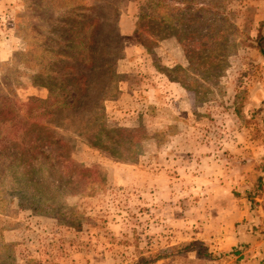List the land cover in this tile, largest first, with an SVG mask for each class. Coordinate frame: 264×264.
I'll return each instance as SVG.
<instances>
[{
    "label": "rangeland",
    "instance_id": "1",
    "mask_svg": "<svg viewBox=\"0 0 264 264\" xmlns=\"http://www.w3.org/2000/svg\"><path fill=\"white\" fill-rule=\"evenodd\" d=\"M75 1L0 0V94L49 98L34 84L30 55L59 42L55 31ZM109 1V29L123 46L106 115L138 139L121 161L71 138L73 175L94 169L102 183L89 184L99 192L88 197L78 186L54 189L49 173L34 176L55 208L11 194L15 177H4L0 264H264V54L256 48L264 0H197L215 5L204 22L214 11L230 22L216 24L218 43H228L213 56L189 35L149 52L135 34L148 0ZM191 243L212 257L183 252Z\"/></svg>",
    "mask_w": 264,
    "mask_h": 264
},
{
    "label": "trees",
    "instance_id": "2",
    "mask_svg": "<svg viewBox=\"0 0 264 264\" xmlns=\"http://www.w3.org/2000/svg\"><path fill=\"white\" fill-rule=\"evenodd\" d=\"M83 2H71L68 16L60 20L63 27L55 31L59 42L52 40L55 46L47 45V49L30 55L33 60L28 66L36 71L34 84L47 88L49 98L20 103L0 94V189L7 186L4 177L12 174L15 178L8 184L11 194L40 199L45 208L59 205L48 194L40 196L39 191L43 193L48 186L31 180L38 174L53 175L55 181L50 184L62 193L74 186L88 197L99 192L95 184L89 186L93 182L102 183L94 169H82L73 175L76 164L70 154L71 138L121 161H126L122 155L125 145L133 146L138 139L136 133L112 128L106 115V103L113 98L120 82L116 65L123 46L119 31L109 29L112 22L106 15L109 7L106 5L112 1L104 0L105 6L95 3L90 7ZM214 7L197 0H148L135 34L149 52L151 44L168 37L182 42V36L189 35L194 42L199 39L207 42L200 44L203 50L208 49L203 55H216L227 46L228 40L223 38L224 44L218 43L213 34L215 26L222 23L226 29L230 22L227 18L220 20L216 11L211 13L213 21L204 22L210 15L209 9ZM256 48L264 54V23L258 32ZM42 54L50 57L43 58ZM10 170L13 172L8 173ZM24 179L31 181L23 184ZM0 212H4V207H0ZM73 212L74 217L79 214ZM195 247L200 248L198 258L212 257L206 249L202 250L200 243L183 247V252Z\"/></svg>",
    "mask_w": 264,
    "mask_h": 264
},
{
    "label": "crops",
    "instance_id": "3",
    "mask_svg": "<svg viewBox=\"0 0 264 264\" xmlns=\"http://www.w3.org/2000/svg\"><path fill=\"white\" fill-rule=\"evenodd\" d=\"M123 31H124V27H123ZM129 33V32H128Z\"/></svg>",
    "mask_w": 264,
    "mask_h": 264
}]
</instances>
